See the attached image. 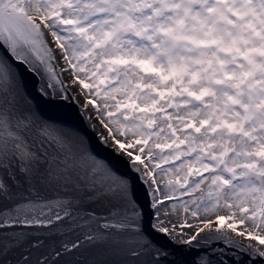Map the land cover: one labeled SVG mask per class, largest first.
<instances>
[{
	"label": "snow or ice",
	"instance_id": "obj_1",
	"mask_svg": "<svg viewBox=\"0 0 264 264\" xmlns=\"http://www.w3.org/2000/svg\"><path fill=\"white\" fill-rule=\"evenodd\" d=\"M0 264H264V0H0Z\"/></svg>",
	"mask_w": 264,
	"mask_h": 264
},
{
	"label": "water",
	"instance_id": "obj_2",
	"mask_svg": "<svg viewBox=\"0 0 264 264\" xmlns=\"http://www.w3.org/2000/svg\"><path fill=\"white\" fill-rule=\"evenodd\" d=\"M26 92V102L34 107V110L46 121L57 126H63L65 129L73 130L85 148L91 150L97 157L113 164L120 172H126V166L123 161L116 157L108 148L104 147L98 136L86 125L79 107L71 99L69 100H51L39 93V81L31 74L24 73V89ZM69 241L74 237L69 236ZM48 241H45V248L42 250L33 249L31 258H35L40 251H47ZM19 250L11 254L13 260L18 258Z\"/></svg>",
	"mask_w": 264,
	"mask_h": 264
},
{
	"label": "rangeland",
	"instance_id": "obj_3",
	"mask_svg": "<svg viewBox=\"0 0 264 264\" xmlns=\"http://www.w3.org/2000/svg\"><path fill=\"white\" fill-rule=\"evenodd\" d=\"M84 120H85V122H86V125H88V127L92 130V128H91L89 122L87 121L86 117H84ZM92 131H93V130H92Z\"/></svg>",
	"mask_w": 264,
	"mask_h": 264
},
{
	"label": "bare ground",
	"instance_id": "obj_4",
	"mask_svg": "<svg viewBox=\"0 0 264 264\" xmlns=\"http://www.w3.org/2000/svg\"><path fill=\"white\" fill-rule=\"evenodd\" d=\"M39 87H40V83H39ZM76 103V102H75ZM76 105L79 107V104L78 103H76ZM79 110H80V107H79ZM80 112H81V110H80ZM82 114V113H81ZM82 116L83 117H85L83 114H82ZM86 123V122H85ZM88 126V125H87Z\"/></svg>",
	"mask_w": 264,
	"mask_h": 264
}]
</instances>
